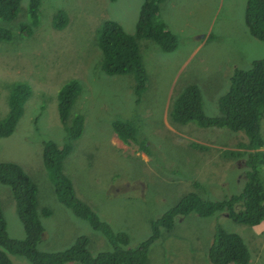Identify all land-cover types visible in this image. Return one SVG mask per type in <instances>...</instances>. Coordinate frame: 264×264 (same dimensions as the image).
Listing matches in <instances>:
<instances>
[{"label":"rangeland","instance_id":"1","mask_svg":"<svg viewBox=\"0 0 264 264\" xmlns=\"http://www.w3.org/2000/svg\"><path fill=\"white\" fill-rule=\"evenodd\" d=\"M27 3L20 0L15 19L5 25L10 40L0 41V120L8 110L7 86L24 81L30 87L13 132L0 138V162L20 166L37 188L38 208L50 211L48 218L40 219V250L63 251L80 236L89 238L91 254L109 247L101 234L57 201L42 164V143L49 140L60 146L64 137L56 97L65 79H80L70 115L82 117L83 130L72 142L63 172L77 198L111 230L127 233L131 245L143 241L150 234V221L186 194L210 202L238 194L248 168L246 155H229L241 150L238 144L246 142L244 135L191 123L172 127L167 113L172 100L194 86L203 114L218 116V99L227 92L233 69L247 70L252 61L264 58V42L251 37L244 24L245 0H174L176 10H170L164 23L174 32L176 49L164 53L151 41L138 42L146 76L138 99L132 75L106 76L100 71L97 30L102 22L112 21L132 34L144 0H40L37 26L30 36H23L19 29L27 22ZM58 12L66 16V27L60 31L51 26ZM113 121L132 131L137 139L132 144L145 141L148 152L122 145L112 131ZM259 134L264 141V113ZM191 143L207 149H192ZM260 177L264 184L263 170ZM0 209L8 237L23 239L10 190L2 185ZM182 218L170 231L159 229L145 264H208L206 250L216 225L241 237L250 253L248 264H264V222L237 225L224 212ZM9 258L12 264H28Z\"/></svg>","mask_w":264,"mask_h":264},{"label":"trees","instance_id":"2","mask_svg":"<svg viewBox=\"0 0 264 264\" xmlns=\"http://www.w3.org/2000/svg\"><path fill=\"white\" fill-rule=\"evenodd\" d=\"M165 1L144 0L132 34H126L112 21L102 22L97 30L100 71L106 76L132 75L133 94L137 99L146 84L144 68L140 65L138 42L151 41L164 53H171L177 47L174 32H171L168 23L166 25L159 18L160 5ZM19 3L20 0H0V41L10 40L11 32L5 25L15 19ZM39 4L40 0H28L27 22L19 29L21 35L30 36L32 29L37 26ZM243 20L250 36L264 42V0H245ZM51 21L53 30L60 31L66 27L63 12L56 13ZM147 47L153 49L151 45ZM65 80L56 97V113L64 137L60 146L49 140L42 143V164L57 201L75 217L86 222L92 231L101 234L110 249L106 246L91 254L89 238L80 236L63 251L40 250L39 245L44 236L40 219L48 218L50 211L38 208L37 188L20 166L0 162V185L10 190L15 214L24 234L23 239L8 237L0 209V264H12L9 256L22 258L28 264H145L150 245L159 237V229L170 231L174 221L188 214L206 218L224 212L233 223L246 227H255L264 222V184L260 177V172L264 171V141L259 134V122L264 113V58L252 61L247 70L233 69L229 88L218 99V116L206 117L203 114L200 95L194 86L180 92L170 103L167 113L168 123L172 127L191 123L199 128H222L244 135L246 142L238 144L241 150L229 155L231 159L246 155L244 164L248 168L238 194L215 202L203 200L195 194H186L159 218L150 221V234L135 245H131L127 233L111 230L108 222L101 219L86 201L77 198L71 181L63 172L62 163L71 150L72 142L80 138L83 130L82 117L70 115L80 90V79ZM18 82L7 86L8 110L0 120V138L11 135L30 95L28 84ZM112 127L115 138L122 145H132L138 152H148L145 141L131 143L137 139L124 124L113 121ZM190 147L199 151L207 149L197 143H191ZM216 227L206 250L207 263L248 264L250 253L241 237L226 233L219 225Z\"/></svg>","mask_w":264,"mask_h":264},{"label":"crops","instance_id":"3","mask_svg":"<svg viewBox=\"0 0 264 264\" xmlns=\"http://www.w3.org/2000/svg\"><path fill=\"white\" fill-rule=\"evenodd\" d=\"M177 6L174 3V0H166L165 2H163L160 5V13H159V18L165 22L166 20L169 21V14H170V10H176ZM167 11V13L165 14V12ZM193 36H195V34H193Z\"/></svg>","mask_w":264,"mask_h":264}]
</instances>
